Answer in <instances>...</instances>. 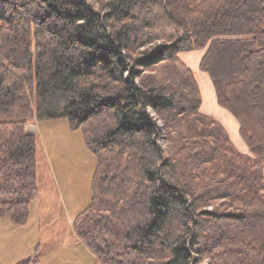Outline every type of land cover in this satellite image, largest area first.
<instances>
[{"label":"trees","instance_id":"trees-1","mask_svg":"<svg viewBox=\"0 0 264 264\" xmlns=\"http://www.w3.org/2000/svg\"><path fill=\"white\" fill-rule=\"evenodd\" d=\"M0 20V217L28 225V124L65 118L97 158L73 224L93 264H264V0H0ZM196 50L248 151L201 110Z\"/></svg>","mask_w":264,"mask_h":264},{"label":"rangeland","instance_id":"rangeland-1","mask_svg":"<svg viewBox=\"0 0 264 264\" xmlns=\"http://www.w3.org/2000/svg\"><path fill=\"white\" fill-rule=\"evenodd\" d=\"M94 1L95 0H88V2L93 3ZM0 24H7V21L0 20ZM199 51L201 50H196L191 53L186 52L190 54H186L185 56H188V59H199L201 54ZM202 84V89L206 95L204 83ZM210 88L212 93L210 95L208 92V100L213 99L215 104H217L213 83H211ZM204 110L209 112L211 110L210 105L208 107H204ZM218 116L222 117L221 115ZM37 123H40L41 126L38 130V153L40 160L42 157V151L47 150L51 154H56L53 155L54 157L59 156L58 159H55V164H63L67 170L68 179L66 178L67 176L64 172V174L60 176V189L63 194L57 199H63L59 200V204L53 203L52 212L47 216L48 218H52V221L45 222V218L43 217L40 220L41 223H36L39 225L34 230L32 225L30 228L26 226L15 227L13 225V228H11V225L6 224H2V226H0V264H17L30 257L33 254V249H38L40 246V249L47 251L46 254L43 253L46 259L43 261L45 262L44 264H48L47 262H50V260L59 261L53 262L54 264H69L67 263V259L69 258L66 250L69 251L67 248L71 246V250L76 251L75 249L77 246H68V244H72V238H70L67 234L69 229L67 221L68 215L71 213L77 215L91 202L92 177L95 173L97 158L86 147L82 131H71L69 129L67 119L65 118L51 119L42 122L39 121ZM34 128L35 126L29 125L30 130H34ZM228 129L230 130L229 134L231 138H233L232 141L235 145L238 148H244L245 142L240 136L239 129L235 130V127L232 124L228 127ZM49 136H53V138H50ZM163 139L164 138H162V141ZM168 143L170 142L166 141L165 143L164 147L166 149L168 148ZM57 168L58 164L56 169ZM64 182L66 184H64ZM64 187H66V189ZM54 201L58 200L55 199ZM214 203L215 204L209 206V209L218 205L220 200H216ZM42 209L45 210V208ZM1 219L7 221L8 223H12L8 216L0 217V220ZM36 219L38 220L37 217ZM41 225L46 227L45 230L42 229L41 231L39 228ZM61 249L62 256L59 252ZM36 252L38 254L41 250H36ZM43 254L40 253V259ZM60 258H63V260ZM62 261L64 262L61 263ZM198 264H211V262L209 258H205Z\"/></svg>","mask_w":264,"mask_h":264},{"label":"crops","instance_id":"crops-1","mask_svg":"<svg viewBox=\"0 0 264 264\" xmlns=\"http://www.w3.org/2000/svg\"><path fill=\"white\" fill-rule=\"evenodd\" d=\"M193 52H195V51H193ZM190 53H183L181 56L185 60V62L188 63L196 72V77H197L198 82L200 84L201 92L203 95V102H202L201 110L204 113L210 114V115L214 116L215 118H217L225 126V128L228 130L229 133H230V130L228 129V127L231 126V124L235 127V130L236 129L238 130L239 129V122L233 116V114L231 112H229L227 109L220 106L217 102V104L221 107L220 108L217 104H215L213 99L208 100L209 94L211 95V93H212L210 85H211V83H213V81L211 80V78L207 72L202 71L200 69V62H201V58L204 54V50L199 51V53H201L199 59H188L187 58L188 56H185V55L186 54L188 55ZM202 83H204L206 95L204 93V90L202 89V85H203ZM214 89H215V87H214ZM208 92H209V94H208ZM215 96H216V92H215ZM215 99L217 101V97ZM209 105H210L211 110L209 112L205 111L204 107H206V106L208 107ZM212 111H213V113H212ZM218 115H221L222 117H220ZM37 122H39V121L33 120L29 124L31 126L32 125L35 126L34 130L31 129V131L36 133V134H38V130L41 128L40 123H37ZM49 137L53 138V136H49ZM231 139H233V138H231ZM37 149H38V145H37ZM239 149L242 151H248L247 144L244 143V148H239ZM53 155H56V154H51L49 151L43 150L42 151V157L40 160L39 153H38V192H37V195L35 196V198L33 199L32 203H31V217H30V221H29L28 225H26V227H28V228H30L32 225L33 230L38 227L39 224H36V223H38V222L41 223L40 220L43 217L45 218L44 219L45 222L52 221V218H48L47 216L50 215V213L52 212L53 203L59 204V200L63 199V198L57 199V198H59V196L61 197L63 194L61 192V189H60V185H61L60 176L65 173L67 176L66 178L68 179V173H67L65 166H63V164H60V163L55 164V159H58L59 156L54 157ZM57 164H58V168L56 169ZM96 167H97V165H96ZM95 171H96V169H95ZM81 177H82V175H81ZM64 184H66V183L64 182ZM64 188L66 189V187H64ZM55 199L58 201H54ZM42 208H45V210H43ZM36 217L38 218V220L36 219ZM75 217H76V215L74 213L73 214L71 213L70 215H68V220H67L68 226H69L67 234H68V236H70V238H72V244H68V246L69 245H75V247L77 246L75 249L76 251L71 250V248H70L71 246H69L68 248L66 247L69 250V251L66 250L67 256L69 258V259H67V263H69V264H93L97 259L96 255L80 240V238L76 235V233L73 229ZM3 219H5V218H3ZM3 219L0 220V226H2V224H6V225H11V228H13L12 227L13 223H8L7 221H4ZM39 228L42 231V229L45 230L46 227L41 225V226H39ZM23 229H26V228H23ZM40 248H41V246L38 249L32 248L33 254L30 257H32L35 253H37L36 250H41V252H40L41 254H43V253L46 254L47 251L42 250ZM59 252L61 253V256H62V249ZM40 253H38L39 256H40ZM44 254L41 257L42 264H44L45 262H43V261L46 260ZM30 257H28V258H30ZM28 258H26V259H28ZM26 259H24V260H26ZM60 259L63 260V258H60ZM14 262H17V261H14ZM53 262H59V261H54V260L51 261L50 260V262H47V263L48 264H54ZM63 262L64 261H62L61 263H63Z\"/></svg>","mask_w":264,"mask_h":264}]
</instances>
